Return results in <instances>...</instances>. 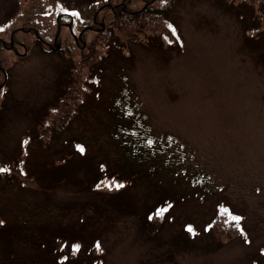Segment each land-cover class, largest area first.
Listing matches in <instances>:
<instances>
[{"label": "rangeland", "instance_id": "obj_1", "mask_svg": "<svg viewBox=\"0 0 264 264\" xmlns=\"http://www.w3.org/2000/svg\"><path fill=\"white\" fill-rule=\"evenodd\" d=\"M151 2L170 4L168 26L114 37L83 67L77 115L44 142L98 15ZM60 13L79 38L67 19L55 26ZM1 67L0 264H59L74 240L66 264H264V0H0ZM124 88L147 134L167 140L151 163L177 166L145 175L127 160L109 111ZM166 196L178 199L153 234L147 213ZM219 209L242 218L235 236L210 231ZM98 240L102 252L86 250Z\"/></svg>", "mask_w": 264, "mask_h": 264}, {"label": "trees", "instance_id": "obj_2", "mask_svg": "<svg viewBox=\"0 0 264 264\" xmlns=\"http://www.w3.org/2000/svg\"><path fill=\"white\" fill-rule=\"evenodd\" d=\"M105 6L106 5H104V7ZM169 8V3L163 4L159 7L151 2L146 5L144 4V6L137 11L134 10L133 12L127 10V12H122L125 16L119 14L118 11H104L100 16L98 15L99 19L104 22V25H101V28L97 32L91 31L92 33H95V35L90 39L85 48H88L87 55H85L86 57L81 58L82 71L78 70L74 72V80L65 90L64 94L58 101L56 109L49 118V121H47L40 131V136L44 142H51L52 140L57 139V137H59L70 125L73 118L77 115L79 108L86 100V95L84 93V79L86 80L88 76L87 73L83 71V67L98 62L102 57L103 50L111 46L110 44H112L114 37L121 36L122 38L126 37L128 39H135L138 38V35L140 37V34L144 32L142 30H149L147 32L149 33L151 31L157 32L163 29L164 26L168 25L167 14ZM62 16L63 15L60 17ZM86 32L87 31H85L84 34ZM93 79L97 78L93 77ZM127 90L128 89L124 88V90L121 91V94L123 95L120 94L117 98L111 101V108L109 109L110 115L114 121L113 123L111 122L110 126L113 130L115 141H117L118 144L122 143L127 145V148H124L125 150L127 149L125 157H127V160L129 158H136L137 161L140 162L137 166V171L145 175L149 174L151 168L169 169L168 163H173L177 166L179 162L175 163L168 161L171 154L167 156V159L163 162L151 163L153 157L156 155L159 156V154H162V152L166 150L168 146L167 140H163L164 143L160 146L155 143L157 139L153 134H147L148 128L146 129V126L142 122V118L134 109L135 107L130 104V100L124 95ZM155 145L159 146L154 147ZM126 163L129 165L128 162ZM147 163L148 165H146ZM148 166L151 167L146 169ZM195 177L198 176L195 175ZM177 199L178 198L175 200V197L172 196H166L157 206L153 207V209L147 213V226H154V228L150 230L155 232L153 234L159 232L168 212L176 204ZM165 209L167 210L163 211L162 216L157 215L158 212ZM233 216L234 215L230 214L227 209L219 210L209 223L210 231H213V234L219 239H228L231 236H235L239 231L240 225L239 222L232 219ZM61 243L64 244H61V250H59L61 252L59 256V264H66L68 261L76 259L80 248L83 246V244L74 240L71 243L72 249L69 250L70 244L67 241H62ZM97 243L100 245L99 249L97 248ZM76 246H79L78 251L76 250ZM87 248V251H90L91 253L93 252L95 255L102 252L99 240ZM169 254L170 253H168V255Z\"/></svg>", "mask_w": 264, "mask_h": 264}, {"label": "snow or ice", "instance_id": "obj_3", "mask_svg": "<svg viewBox=\"0 0 264 264\" xmlns=\"http://www.w3.org/2000/svg\"><path fill=\"white\" fill-rule=\"evenodd\" d=\"M173 32H175L174 29H173ZM78 150H79L81 153H83V152H84V148H83V146H78ZM0 171H3V169H0ZM115 186H116L117 188H122V187H124V185H122V184H116ZM109 187H111V185H109ZM166 210H167V209L158 212L157 215L162 216V215H163V211H166ZM150 219H151V217H150ZM232 219L235 220V221H237V222H239L242 218L239 217V216H233ZM0 223H2V222H0ZM187 230H188L189 232H193V229H192L191 226H189ZM97 248H98V249L100 248L99 243H97ZM76 250H77V251L79 250V246H76Z\"/></svg>", "mask_w": 264, "mask_h": 264}, {"label": "flooded vegetation", "instance_id": "obj_4", "mask_svg": "<svg viewBox=\"0 0 264 264\" xmlns=\"http://www.w3.org/2000/svg\"><path fill=\"white\" fill-rule=\"evenodd\" d=\"M68 22V26L70 24V21H67ZM42 41H44V39H41ZM19 54V53H17ZM0 71L4 74V78H6L7 74H8V71L4 70L2 67L0 68ZM4 87L2 84L0 85V90L1 88Z\"/></svg>", "mask_w": 264, "mask_h": 264}]
</instances>
